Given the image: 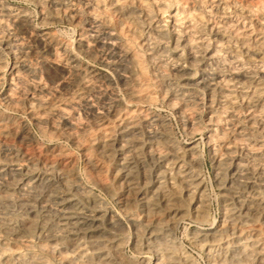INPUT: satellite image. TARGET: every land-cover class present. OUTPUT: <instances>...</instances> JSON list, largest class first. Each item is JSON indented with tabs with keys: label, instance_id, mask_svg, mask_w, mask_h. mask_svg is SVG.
Listing matches in <instances>:
<instances>
[{
	"label": "bare ground",
	"instance_id": "1",
	"mask_svg": "<svg viewBox=\"0 0 264 264\" xmlns=\"http://www.w3.org/2000/svg\"><path fill=\"white\" fill-rule=\"evenodd\" d=\"M35 1L41 7V21L46 23L62 19L77 22L75 4L88 3L93 30L78 32L74 48L69 49L57 43L48 28H34L27 10L0 0V51H8L5 39L10 26L5 27L6 23L17 26L43 50L55 46L65 59L49 63L54 70L51 74H67L62 85H75L70 93L72 102L85 101L83 91L90 96L97 86L93 80L100 77L94 68L81 64L78 55L99 54L106 65L122 69L117 78L126 99L109 98V103L105 102L111 107L109 114L93 111L90 103L83 102L93 119L94 132L85 136L80 147L94 171L92 180L102 189L108 190L98 159L114 160L118 204L123 213L121 217L122 211L116 215L104 210V201L90 187L72 182L74 169L66 153L45 162V171L37 176L24 178L17 170L0 166V264H147L141 255L144 252L152 254V264H195L174 231L187 215L200 225L208 221L211 197L200 173L204 155L197 141L184 145L174 141L169 122L150 109L159 97L176 105V118L189 132L195 127L191 112L199 106L208 110L204 142L213 181L220 191V220L188 236L203 252L204 263L264 264V19L258 10L253 11L243 0H177L169 17L175 44L186 50L183 60L164 54L162 23L167 0ZM140 16L149 29V37L138 42L155 70L150 79L136 56L139 52L133 53L127 42L139 39ZM237 17L252 26H240L233 19ZM1 56L0 52V68ZM12 64L10 73H16L17 63ZM192 68L198 72L196 77L191 76ZM40 97L29 100V112L38 124L54 129L50 119L64 117L66 102L63 105L53 98L54 102L44 100L45 95ZM19 136L26 137V133L21 131ZM26 162V168L34 165L32 156ZM127 233L131 234L129 239L125 238ZM126 242L141 253L137 261L124 256Z\"/></svg>",
	"mask_w": 264,
	"mask_h": 264
},
{
	"label": "rangeland",
	"instance_id": "2",
	"mask_svg": "<svg viewBox=\"0 0 264 264\" xmlns=\"http://www.w3.org/2000/svg\"><path fill=\"white\" fill-rule=\"evenodd\" d=\"M3 1H5L11 7L14 6L15 8H19V9L24 10V11L27 10L26 12L29 13V15L31 16V25L34 26V28L35 27H36V29L48 28L49 31L52 32L51 34L54 36L56 42L64 44V45L66 44V46L69 49L74 48V43H75L76 37L79 33H82V32L83 33H91V30H93L92 23H91L92 22V20H91L92 8L90 7V5L88 3H85L83 1H79L75 4V8H76L78 15H79V20L77 22H71L67 19H62L59 21L49 22V23L41 21V15H40L41 7L35 0H3ZM243 1H247V3L251 4L254 8L253 11L258 10L257 14L258 15L260 14L259 16L264 19V9H263L264 8V6H263L264 0H259V1L258 0H243ZM70 3H72V0H70ZM78 5H80V6H78ZM177 5H178L177 0H167V9L163 13V23H162L163 24V33H165L164 35H166V36H164V40H163L164 54H167L168 56L167 55L166 56L170 57V58H171V56L173 57V56L177 55L181 59L185 60L186 59V50L182 46H178L175 44V37H174L173 31L170 27L171 23H170V17L169 16H170V13L177 8ZM86 11H88V12H86ZM142 17L143 16L139 17V24H140L139 36H138L139 39L138 40L137 39H134V40L131 39V40H128L127 42H128V45L131 46L133 53L139 52L138 54H136V56L138 57V59L140 58L139 60H140V62H142L141 65L143 64L142 66L144 68H146V69L143 68L145 71V75L147 76L148 79H150V78H153V76L155 74V70H154L152 61L150 63V59L147 55V52L138 42V41H140L141 38L149 37V29H148L147 24L144 20V17L143 18ZM109 19L111 21H114V17H112V15L109 16ZM233 19H236L237 21H239L238 24L240 26L244 25V24L247 26L248 25L252 26V23H250L249 21L247 22V20H244L242 18L240 19L237 17V18H233ZM238 19H240V20H238ZM241 20H242V22H241ZM4 25H5V27L10 26L9 27L10 30L8 31V34L6 35V39H5V40H7L6 43H7L8 51H3V52H2V50L0 51L2 53V56H1L2 67L0 68V74H1L0 75V122H1L0 125L4 124L3 125L4 127L2 126V131L0 130L3 133V137H0V166H4L5 168L7 167V169L11 168L13 170H17L19 175H23L22 177H24V178L28 177L29 175L30 176L31 175L37 176V175H41L45 171V169H46V167L44 166L45 162H48L50 160H56L59 157L58 156L59 154L62 155V154L66 153L65 155L69 156V158L72 160V165H73V169H74V176L72 177L73 178L72 182L74 183V181H77V184L81 185L82 187H87V186L90 187L92 189L93 193L99 199H101L102 202L104 201L103 202L105 204V205H103L104 210L107 211V208H108V211H112L116 215L121 214L120 216L122 217V213H123L122 210L123 209H122L121 205L118 204V197H119V189L118 188H119V185H117L116 180L114 179L115 178L114 177L115 176L114 175V170H115L114 169L115 168L114 160L112 158L106 159V160L98 159L99 160L98 162H100L102 167H104V168H102V172H103V176H104L105 183H106L108 190H105L104 188L102 189V188H100V186H97L94 183V181L92 180L91 175L94 176V171L93 170L91 171V168L86 163L85 157L83 155V151L80 147L81 142L82 143L84 142L85 136H87V134L89 132H92V130L94 132V129H93L94 124H92L93 119H91V115L88 114V113H90V111L86 109V107H85L86 104L83 102L86 101V102L90 103L93 107V111L97 110L96 112H102V114L105 116L107 114H109V112L111 111V107H110V105H107V107L109 106L108 108L105 106L107 103H109V98H114L116 96L118 99H126L125 93L122 90L120 83L118 81V78H117V76L120 73H122V69L118 66H111L110 67L109 65H106L105 62L103 61L102 57H100L99 54H96L94 56L78 55L77 59L81 64L85 63L84 65H87L91 68H94L98 73H100V77L95 78L92 82L94 84V87H95V85H97V86H99V88H97V86H96L94 92L91 93L90 96L88 94L84 93V91H83V96H84L85 101H73L72 102V100H70V93L75 89V85H64L63 86L62 80H64L63 79L64 77L67 78L66 77L67 74L65 72H60L61 75L58 74L57 75L58 77H56V76L54 77V75H53L54 73L51 74L52 72H54V70L52 68H50V66H49L50 62H56V61L61 62V63L64 62L65 56L62 53H60L55 46L52 48L48 47V50L47 49L43 50V48L40 45H38L37 43H34L29 38V36L27 34H25L22 30H19L17 28V26L9 25V23H6ZM1 30H2V28L0 27V31ZM7 36H10V37L7 38ZM8 40L9 41L11 40V41L9 42ZM13 40H15V41H13ZM11 44L13 47L11 46ZM9 46H11V50H10ZM55 48H56V50H55ZM61 54H62V56H61ZM56 55L60 58H58ZM54 56H56L57 58ZM12 59H13V61H12ZM12 63L18 64V65L16 64V73L14 71V73L16 75L14 73H10L9 68L11 65H13ZM115 67L117 69H115ZM3 69H4V71H3ZM119 69H120V71H119ZM151 71L154 74L153 73L151 74ZM2 74L4 77L2 76ZM197 75H198L197 70L195 68H192L191 76L196 77ZM50 78H52V79H50ZM58 79H61L60 80L61 83L60 82L57 83L59 81ZM115 81H117V82H115ZM104 82H106V83H104ZM179 85L180 84L177 83L176 87L179 88ZM9 86H10V88H9ZM11 86H12V88H11ZM64 87L66 89H64ZM72 88H74V89H72ZM7 93H9L10 96ZM11 93H13V94H11ZM44 95H45V98H44ZM95 95H98V96L95 97ZM107 95H108V97H107ZM40 96H42V97H40ZM99 96H100V98H99ZM17 97H18V99H17ZM33 97H40L42 99L44 98V100L47 99L46 101H50L53 98L55 101H59L63 105L66 102V104L64 105L65 107H63V108H65V111H66L65 114L66 115L64 114V117H62V118L59 116H54L50 119V121H51L50 123H52L53 127L55 126L54 129H51V126L43 127V125L38 124L32 118V114L29 112L27 103L32 101ZM64 98H66V99H64ZM91 99H93V100H91ZM54 100H52V102H54ZM93 102H94V104H92ZM105 102H106V104H105ZM95 103H96V105H95ZM170 103L171 102H168L165 98L163 99V97H159L155 103H152L150 105V109L152 111L155 110L157 113H159L156 115H158L159 117L161 116L160 118H163L164 121L169 122V126H170V128H172L171 129L172 138L174 139V141L176 143H179L180 145H184V144H187L190 142H196L197 141L199 149H200L201 153H203V155H204V162H203V166L200 169V173L202 174V176L204 178L205 184L209 190L210 197H211L210 198V205L211 206L209 207V212H208V221H207L208 223L206 222L204 225H200L197 221H195V219L191 215L184 216V218L181 220V222L179 223V225L175 229L174 235H175L177 242L179 241L178 243L180 244L181 248L188 255H190L191 259L193 260V262L195 264H205L203 261V257H202L203 252L201 251V249L199 247H197L196 245H194L192 243V241L190 240L189 237H190V234L193 231H195L197 228L210 227L212 225H215L220 220V217H219L220 211H219V207H218L219 206L218 205V198H219V192L220 191L216 187V185L214 184V181H213V172H212L213 168H212V164L210 161V157L208 155V150H207L208 146L204 142L205 141L204 139L207 136V132L209 129L208 122L206 121L207 120L206 114H207L208 110H206L207 108L205 106H199L198 108L195 109L196 111L191 112L192 113L191 115L193 116L192 121H193V123L195 122L193 125V127L195 126L193 128V130H195V131L192 130L191 132H189L185 127H183L181 125L180 121L176 118V115H175L176 114V105L174 103H171V104ZM102 110H104V111H102ZM155 111H153V112L156 113ZM67 114L70 116H68ZM73 118H74V120H73ZM10 119H12L13 121ZM81 122L83 123L84 126L81 125L82 124ZM84 123L85 124L87 123V124L85 125ZM36 124H38L39 126ZM74 127H76L75 130H74ZM181 127L183 128L182 130H181ZM56 128L58 129V131L56 130ZM198 128H200V129H198ZM14 130H15V132H14ZM81 130L83 132V135H82ZM21 131H24V133H26V137H24V136L23 137H21V136L17 137ZM67 131H69V133ZM16 132H18V133H16ZM71 132H73V134ZM74 134L76 135V138L74 137ZM77 137H79V138H77ZM64 138H66V139H64ZM70 138H71V140H69ZM17 141H19V142H17ZM24 144H25V146H24ZM45 146H46V148H44ZM22 150L24 153L22 152ZM42 152H43V154H42ZM49 152H51V153H49ZM55 152H56V154H54ZM92 152H94V151H90V154H92ZM31 156L34 159V162L32 163L34 165L33 166L29 165V166H27L28 168L24 167L27 164V162H26L27 159L31 158ZM22 159H24V160H22ZM42 160H44V161H42ZM101 161H103L104 163ZM73 162H74V164H73ZM42 163H43V165H42ZM39 169H41L40 170L41 172L39 171ZM92 172H93V174H92ZM210 184H211V186H210ZM73 193H75V192H73ZM212 193H214V195ZM77 195L78 194H76V196ZM119 212H121V213L119 214ZM211 218H213L214 220ZM122 221H123V219H122ZM175 232H176V234H175ZM125 236H126L125 237L126 239H129V237H131V234L127 233ZM127 244L130 245L127 242L125 243V245L123 247V254L128 260L134 262V261H137L141 255H144L147 258V264H152V254L150 252H144L143 254H141L136 249H134L132 246H128Z\"/></svg>",
	"mask_w": 264,
	"mask_h": 264
}]
</instances>
